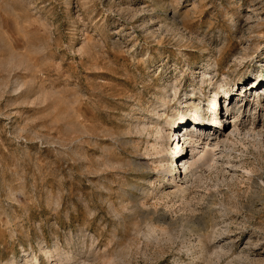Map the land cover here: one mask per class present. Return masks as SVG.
Returning a JSON list of instances; mask_svg holds the SVG:
<instances>
[{
	"label": "rangeland",
	"instance_id": "obj_1",
	"mask_svg": "<svg viewBox=\"0 0 264 264\" xmlns=\"http://www.w3.org/2000/svg\"><path fill=\"white\" fill-rule=\"evenodd\" d=\"M252 85L264 0H0V264H264V96L210 101ZM196 104L215 161L172 178Z\"/></svg>",
	"mask_w": 264,
	"mask_h": 264
},
{
	"label": "bare ground",
	"instance_id": "obj_2",
	"mask_svg": "<svg viewBox=\"0 0 264 264\" xmlns=\"http://www.w3.org/2000/svg\"><path fill=\"white\" fill-rule=\"evenodd\" d=\"M253 82H260V81L252 80L251 83ZM239 84L241 83L239 82ZM220 88L218 87V89L215 90L214 96L211 98L210 101L212 102V104L216 105L215 110L218 112V114L222 113L223 109L226 110L225 114L227 115L234 114L233 116L234 124L237 123L238 118L240 117L242 112L251 111L250 103H249L248 96H247L248 93L249 94L251 93L250 96L254 95L257 99H261V97L264 96V91L259 90L262 88L261 86L259 87V89L253 90V85H252L249 89L245 91L244 98H243L244 100L242 99L241 103L235 104L233 103V99L239 93L235 92L234 89L224 88L222 90V93H221L222 96H221L219 95ZM252 90L255 91L254 94ZM238 91H239V88H238ZM221 97L224 98V102L226 104V106L224 105V107L221 104ZM205 111L206 110L201 111V107H198L197 105L195 109L191 111L189 115L184 114L181 117L178 123L188 122V124H190L189 125L190 127H188V129L186 130L187 131L186 133H183L180 135L182 142L177 141L175 145L172 147L170 146V132L164 134L163 132L165 131L163 128L157 129V132H156L157 136L155 139L157 143H155L154 146L156 148L157 153L168 150L169 154L166 156L161 155L162 159L160 161H168L170 158V160L174 163V166H172L171 168L169 167L165 168L164 170L165 173L169 176H172V178L181 176V174H184V178H187L189 172L193 171L194 168L200 167L201 165H206V164L211 165V163L215 161L214 154H213V151L215 149L213 150L212 149L207 150V149H208V145L213 140L212 135H210L212 128H214L213 121L214 119L218 120L219 115H217V117L214 118L211 114H209V112H205ZM224 119H226V117L224 118L220 117L219 121L221 124L224 122ZM207 120L208 122H206ZM168 121L170 122L171 120L168 119ZM177 126L178 124L174 123L172 124V127L169 130L174 129V127H177ZM215 133L213 132V134ZM176 134L177 135L180 134V131L177 132ZM188 140H190L189 142L192 143L193 146H195L197 142L202 140L200 144H204L203 150H199V146H196L193 149L195 153L192 156L188 157V152H187L188 146L186 145V142ZM180 151L182 152V154H179ZM182 169L184 170L182 171Z\"/></svg>",
	"mask_w": 264,
	"mask_h": 264
}]
</instances>
